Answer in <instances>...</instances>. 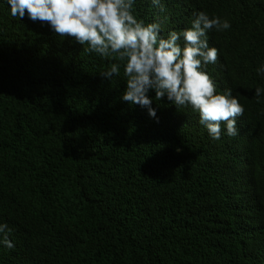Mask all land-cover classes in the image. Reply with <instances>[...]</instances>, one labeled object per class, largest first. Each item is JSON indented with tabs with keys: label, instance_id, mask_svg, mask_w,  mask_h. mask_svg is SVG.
<instances>
[{
	"label": "trees",
	"instance_id": "obj_1",
	"mask_svg": "<svg viewBox=\"0 0 264 264\" xmlns=\"http://www.w3.org/2000/svg\"><path fill=\"white\" fill-rule=\"evenodd\" d=\"M161 5L136 0L134 15L165 38L200 11L230 23L207 39L231 80L204 70L246 118L264 117V0ZM85 47L0 0V225L14 244L0 264H264V152L223 125L213 140L198 113L154 92L156 117L122 101L123 66L104 79L116 61Z\"/></svg>",
	"mask_w": 264,
	"mask_h": 264
},
{
	"label": "clouds",
	"instance_id": "obj_2",
	"mask_svg": "<svg viewBox=\"0 0 264 264\" xmlns=\"http://www.w3.org/2000/svg\"><path fill=\"white\" fill-rule=\"evenodd\" d=\"M7 3L13 18L23 19L27 13L33 22L48 24L56 35L87 45L85 52L116 61L100 73L104 79L111 81L119 76L123 66L126 89L122 101L146 108L149 116L156 117L151 106L153 98L149 96L150 91L154 92L155 101L166 97L177 110L191 108L198 113L200 124L213 140L221 138L223 125L227 135H237L240 146L251 155L254 150L264 152V117L246 118L245 109L232 90L218 93L226 85L216 86L204 70L207 65L216 64L231 80L232 65L226 62L225 51L209 47L207 39L209 30L229 29L227 20L210 18L200 11L194 13L190 28L172 30L165 38L159 23H145L134 15L136 0H7ZM151 3L163 10L161 0ZM181 39L183 46L179 43ZM256 73L264 76V64ZM262 95L264 88L256 87L254 97L258 103ZM253 177L246 179L250 181ZM10 232L6 224L0 225V244L8 249L14 248Z\"/></svg>",
	"mask_w": 264,
	"mask_h": 264
}]
</instances>
